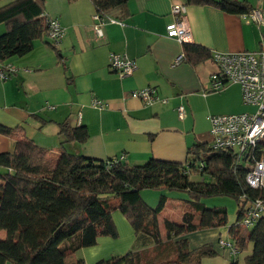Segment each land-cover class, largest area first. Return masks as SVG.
I'll return each instance as SVG.
<instances>
[{"label": "crops", "instance_id": "0c3cea01", "mask_svg": "<svg viewBox=\"0 0 264 264\" xmlns=\"http://www.w3.org/2000/svg\"><path fill=\"white\" fill-rule=\"evenodd\" d=\"M237 1L245 2L251 10L258 9L262 21L187 0H125L121 8L101 18L102 36L97 37L96 12L90 0H45L44 13L58 20L64 35L56 51L42 38L34 41L29 54L0 65L14 69L0 80V125H22L38 147L53 153L65 140L58 134L59 126L67 124L83 126L87 131L83 143L64 142L72 154L100 160L124 156L128 164H142L149 158L183 162L190 145L211 144L209 116L253 110L242 103L237 84L224 85L220 91L225 90L218 95L209 92L211 76L217 71L213 53L264 52V0ZM175 5L185 7L192 44L210 55L196 65L185 61L173 64L183 54V44L167 37L165 31L175 18L171 13ZM4 31L0 24V35ZM111 54L133 60V73L120 78L109 67ZM143 88L153 89L158 100L144 105L130 97L132 91ZM228 92L233 93L234 103L214 101ZM93 100L101 101L103 107H92ZM179 106L184 107L182 118L177 115ZM14 146L13 138L0 135V153H11ZM4 171L0 168V173ZM141 196L154 207L159 193L145 190ZM170 206L175 207L173 198H167L163 216ZM235 219L234 213L228 224ZM180 220L179 216L174 222ZM113 221L117 239L99 237L96 245L81 249L68 261L82 258L85 264H96L124 254L132 242V229L121 214ZM4 237L0 231V239ZM226 237V227L186 236L191 249L209 243L217 252L202 258L200 264H230L233 254L218 246L219 238ZM243 257L237 256L238 264H243Z\"/></svg>", "mask_w": 264, "mask_h": 264}, {"label": "trees", "instance_id": "16d2710c", "mask_svg": "<svg viewBox=\"0 0 264 264\" xmlns=\"http://www.w3.org/2000/svg\"><path fill=\"white\" fill-rule=\"evenodd\" d=\"M90 1L100 18L125 3ZM187 3L234 15L251 10L237 0ZM44 5L45 0H0V24L5 27L0 35V65L29 54L38 39L45 38L56 51L60 40L53 42L48 37ZM182 56L191 65L210 57L194 44H183ZM58 134L64 142L83 143L87 138L83 126L60 124ZM0 135L15 140L11 153H0V168L5 170L0 173V231L5 233L0 239V264H85L82 258L68 260L81 249L96 245L99 237H119L114 211L131 227L132 242L124 254L96 264H200L202 258L217 252L209 243L191 249L186 236L224 227L228 240L219 238L218 246L233 254L230 264H238L239 255L244 256L243 264H264V188H251L246 182L251 164L264 154V138L252 155L244 154L238 160L229 150L197 142L186 149L183 162L149 158L142 164H128L124 156L100 160L69 153L64 142L53 153L38 147L22 125H0ZM192 177L199 179L192 181ZM145 190L159 193L154 207L142 198ZM218 197L236 202L233 224H228L225 206L206 205V200ZM167 198L174 199L179 223L161 217ZM253 210L258 216L244 226L243 218ZM220 240L229 246H221Z\"/></svg>", "mask_w": 264, "mask_h": 264}, {"label": "built area", "instance_id": "2783aa9c", "mask_svg": "<svg viewBox=\"0 0 264 264\" xmlns=\"http://www.w3.org/2000/svg\"><path fill=\"white\" fill-rule=\"evenodd\" d=\"M171 13L175 18L166 26V36L182 44H192V35L185 18V7L175 5L171 8ZM43 16L46 19L49 39L58 42L64 35V28L58 20L48 17L45 13ZM242 17H249L257 23L262 21L258 9H253L248 14H243ZM94 20L98 23L94 26V32L97 37H101L102 32L99 28L101 18L96 14ZM182 57V54L179 55L175 59L174 65L182 62ZM212 60L217 71L211 76L209 92H218L227 83L237 84L241 88L242 103L253 107L254 111L209 116L211 146L214 149L233 152L236 154L237 160L244 154L245 157H248L253 154L255 146L264 138V52H215L212 54ZM109 67L120 78H123L133 73L135 62L127 57L111 54ZM13 71L11 66H5L4 70H0V80L6 79ZM130 97L141 101L144 105H151L158 100L155 91L151 88L134 90L130 93ZM91 106L100 109L103 107V103L93 100ZM183 114L184 107L179 106L177 108L178 117L182 118ZM263 155L251 164L247 172L246 182L251 188H264ZM119 158L122 159L123 156ZM254 208L256 210L259 208L258 202L255 203ZM256 210L249 212L243 218L242 224L244 226L250 225L253 218L258 216ZM219 244L229 246L223 240H220Z\"/></svg>", "mask_w": 264, "mask_h": 264}, {"label": "rangeland", "instance_id": "374dc122", "mask_svg": "<svg viewBox=\"0 0 264 264\" xmlns=\"http://www.w3.org/2000/svg\"><path fill=\"white\" fill-rule=\"evenodd\" d=\"M173 64H174V62H173ZM224 90H222L220 92H217V94H215V95H218L219 93L220 94L223 93ZM214 101L215 102L229 101L230 103H234L233 93L232 92L225 93L224 97H217L216 96V98H214ZM201 108H203V107L201 106ZM253 111H254V108H253L252 111H249L246 108V110L243 113H251ZM198 122H201V117L200 116L198 117ZM198 179H199L198 177H192L191 178L192 181H197ZM204 180L208 181L207 179H204ZM147 201H148V199H147ZM206 205L208 207H211V206H214V205L225 206L226 209H227V213H228V222H230V221L233 220V215H234V213L236 211V202L232 198H229V197H218V198H215V199H208V200H206ZM164 213H165L164 216L161 215V217H164V218L169 219V220H172V221H176L179 218V216H180V214L178 213V211L175 208H173L172 206L168 207V209ZM117 214H120V213L118 211H114L112 213V217L114 218V216H116ZM233 223H234V221L232 222V224ZM251 229H252V227H249L248 228V230H251ZM226 239L228 240V237H226Z\"/></svg>", "mask_w": 264, "mask_h": 264}]
</instances>
